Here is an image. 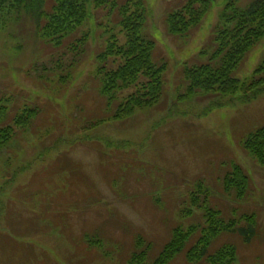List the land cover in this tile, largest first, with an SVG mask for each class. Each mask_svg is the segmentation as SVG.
Wrapping results in <instances>:
<instances>
[{
  "label": "rangeland",
  "instance_id": "374dc122",
  "mask_svg": "<svg viewBox=\"0 0 264 264\" xmlns=\"http://www.w3.org/2000/svg\"><path fill=\"white\" fill-rule=\"evenodd\" d=\"M1 1L0 100L9 119L29 109L38 115L0 151V264H137L131 259L143 251L148 255L139 264H152L176 227L187 234L190 226H203L190 196L218 211L226 225L244 215L256 220L254 236L238 223L212 239L207 254L229 244L233 264H264V166L241 147L264 128V93L243 103L232 102L238 95L183 99L182 78L185 66L207 61L225 4L245 9L252 0H215L200 27L182 39L166 34L163 18L185 0H144L145 33L156 43L152 60L167 64L163 95L157 106L122 119H113L114 106L128 93L108 109L95 77L96 56L109 36L122 37L105 28L104 12L80 30L89 32L87 52L65 78L64 46L41 45L32 10L7 14L13 0ZM263 58L264 38L235 77L249 80ZM106 67H115L112 59ZM234 166L250 183L237 202L220 184ZM200 235L169 264H187L184 252ZM136 237L148 246L135 245Z\"/></svg>",
  "mask_w": 264,
  "mask_h": 264
},
{
  "label": "trees",
  "instance_id": "16d2710c",
  "mask_svg": "<svg viewBox=\"0 0 264 264\" xmlns=\"http://www.w3.org/2000/svg\"><path fill=\"white\" fill-rule=\"evenodd\" d=\"M144 2V0H50L48 6L46 0H13L10 10L5 12L10 14L13 9L23 7L32 10L33 18L37 22L36 32L40 44L54 50L64 46L70 55L65 78H70L87 52L89 32L82 33L80 30L93 19L95 13L104 12L107 19L105 28L111 31L117 29L122 37L119 39L117 36H109L108 45L96 56L98 64L95 77L99 82L98 91L106 108L116 103L114 99L118 98L120 93H128L114 106L113 119H122L132 116L136 110L157 106L163 95V76L167 64L163 60L157 63L152 60L156 43L145 33L149 11ZM214 2L215 0H185L182 5L176 7V10L165 14L163 25L166 34L173 39L190 37L200 27ZM79 31L80 35L77 36ZM263 38L264 0H252L245 9H238L231 1L226 3L213 29L207 61L191 67L185 66L182 70L185 85L183 99H191L198 93L206 97L217 95L234 98L233 96L238 95L232 102L243 103L254 100L264 93V58L254 69L249 80L240 81L235 77L250 52ZM200 54L206 55L205 52ZM110 59L113 60L115 67L107 70L106 65ZM60 66V63H57L56 70L60 69ZM63 78L64 76H61L60 80L65 83L66 80ZM5 102L0 100V151L9 144L18 131L32 125L38 115L36 109H29L9 119ZM241 147L264 166V128L256 130L244 139ZM220 181L223 193L234 202L243 200L250 185L247 175L237 166L227 171ZM189 200V206L202 210L205 226L192 225L187 229V234L183 230L185 228L176 227L171 240L160 255L152 260L154 262L150 263L169 264L185 250L192 237L201 232L199 238L184 252L187 264H201L205 261H211V264H233L235 252L229 244L207 254L211 240L221 235L223 231H235L238 223L248 227L249 235L254 236L255 218L244 215L235 223L230 222L226 225L222 219H217L218 211L206 208L205 204L200 205L196 196H190ZM183 214L190 215L188 211ZM135 245L140 248L148 246L141 237H136ZM146 253L143 251V258L135 253L131 262L143 263V260H146Z\"/></svg>",
  "mask_w": 264,
  "mask_h": 264
}]
</instances>
